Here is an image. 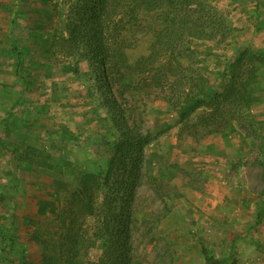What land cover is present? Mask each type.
I'll use <instances>...</instances> for the list:
<instances>
[{
  "label": "rangeland",
  "instance_id": "1",
  "mask_svg": "<svg viewBox=\"0 0 264 264\" xmlns=\"http://www.w3.org/2000/svg\"><path fill=\"white\" fill-rule=\"evenodd\" d=\"M203 1L226 30L185 42L181 68L170 55L155 65L180 71L167 73L170 84L182 79L176 100L170 84L160 89L137 69L149 54L156 14L141 15L121 40L102 13L104 2L114 8L117 1L0 0V264L59 260L71 229L87 245L98 238L110 190L91 176L80 198L78 181L89 157L112 155L106 141L121 143L120 128L147 142L133 156L139 176L117 204L130 215L123 222L133 264H204L201 243L216 257L233 253L237 264H264V219L255 223L264 199V0ZM101 32L112 52L124 46L117 87L125 95L112 91L119 117L92 53ZM207 82L218 97L179 119L189 95ZM92 201L98 214L89 216ZM88 249L79 252L91 260L101 254L98 244Z\"/></svg>",
  "mask_w": 264,
  "mask_h": 264
},
{
  "label": "trees",
  "instance_id": "2",
  "mask_svg": "<svg viewBox=\"0 0 264 264\" xmlns=\"http://www.w3.org/2000/svg\"><path fill=\"white\" fill-rule=\"evenodd\" d=\"M116 1L119 4L114 8H108L109 5L104 2L102 5V13L106 22L104 26L108 27L112 22L117 24L116 29L120 32L118 38L121 40L124 38L122 32L127 33V30L130 31L132 28L134 29L141 24V21L145 19L141 15L154 13L158 17L157 26L153 28V39L149 54L140 60L137 66L139 68L137 69L139 71H147L150 74L151 81L160 89H163L165 84H170L168 74L174 76V74L180 72L176 68H181L179 51L185 42H188V40L210 39L217 33L226 30V25L220 15L215 16L218 19L217 21L211 19L213 16L211 8L208 4L205 6L203 0H108V4L111 2L115 3ZM124 3H128L129 6L125 8ZM128 13H130V17H127ZM14 28L15 22L12 21L13 31ZM103 34L101 32L100 40L98 39L99 46L97 50H92V53L102 66L101 75H104L103 81L108 93L107 104L111 102L110 106L116 112L115 116L119 117L122 111L119 110L117 97L112 94V91L115 89L116 95L118 94L120 98H123L125 95V92L117 87L120 81L124 79L122 70L126 62L125 52L122 48L124 46L118 49L119 54L117 55L116 52H112L111 48H109L107 40L105 41L106 37H103ZM12 45L17 50L18 45L15 38L12 40ZM169 55L175 57L173 62L176 68L163 71V64V66L155 67L158 62L160 64L163 62L161 58ZM180 81H182L181 78L171 83L169 88L172 97L176 100L181 96L180 90L177 89L182 84ZM217 97V95H213L211 86L207 82L205 86L195 90L194 94L191 93L189 95L190 102L178 112L179 119L188 116L193 110L208 103L213 98L215 100ZM16 105L21 106L20 103ZM19 106L17 107L19 108ZM119 121L124 123V119L121 116ZM121 122L117 124L119 126H125ZM120 134L122 137L121 143L115 141L108 143L106 141V144L112 146V155L110 156L109 154L107 157H102L103 155L101 156L97 153L95 156L89 157L85 166H81L84 169L81 170L78 181V185L81 186L80 198L81 196H86L89 188L88 180L91 176L94 179L96 178V180L97 178L100 180L103 177L105 179L104 187H107L108 191L110 190V197L106 201V209L99 213L103 214L106 219L104 225L99 227L100 235L94 242H89L87 245L84 238L85 234L79 233V230L71 229L69 235V232L64 234L63 237L66 238L63 243L61 241L62 251L64 252H60L59 260L52 259V256H43L41 264H133L134 256L132 252L133 248L130 245L129 228L127 229L123 222V220H127L129 223L130 215L124 212L122 206H117V204H123V197L119 198V196H124L130 192L139 176V167L133 156L135 153L136 156L137 154L139 156L143 152V147L147 142L140 136L139 131L131 128L126 130L120 128ZM76 143L80 146L83 145L78 140ZM96 180L93 183L98 186L99 181ZM77 198L79 197L77 196ZM80 201L83 202V200ZM91 205L86 206L85 213L89 214V216H92L94 213L98 214V212H94L93 201ZM263 219L264 199L257 203L255 223L260 224ZM72 224L75 226L74 221H72ZM97 244L98 249L101 250V254L96 256V259L91 260L89 258V251L85 250L86 253L79 252L81 249L89 250L88 247L91 248ZM200 253L204 264H237V259L233 253L223 257H216L210 253L204 243L200 244Z\"/></svg>",
  "mask_w": 264,
  "mask_h": 264
}]
</instances>
